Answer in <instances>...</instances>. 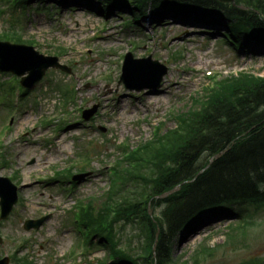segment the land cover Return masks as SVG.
Instances as JSON below:
<instances>
[{"label": "rangeland", "instance_id": "374dc122", "mask_svg": "<svg viewBox=\"0 0 264 264\" xmlns=\"http://www.w3.org/2000/svg\"><path fill=\"white\" fill-rule=\"evenodd\" d=\"M54 1L44 4L54 5ZM87 1L67 0L56 11L47 9L48 14L35 10L40 5L35 0L25 8L0 0L2 39L19 36L24 44L32 40L36 51L56 56L70 69H47L23 95L12 74L0 72V83L5 80L0 86V177H8L18 194L0 223V257L26 255L31 264H101L107 259L106 251L98 244L86 249L81 243L72 209L78 199L107 188V165L118 156V144L126 141L134 146L150 138L157 126L174 127L171 113L188 105L215 78L240 72L264 77V47L256 49L243 41L244 48L235 49L221 35L207 32L222 31L224 26L183 25L167 9L156 19L155 11H149L134 23L127 5L113 6L102 16L96 0ZM127 52L134 58L150 55L166 67L158 88L126 89L119 81ZM96 82L110 86L105 109L96 102L97 94L89 91ZM145 83L139 79L131 84ZM159 88L166 92L150 93ZM118 92L123 93L122 105L115 97ZM91 108L92 114L83 119V111ZM25 117L29 120L24 125ZM71 165L83 169L84 176L76 183L63 177ZM150 211L158 213V209ZM253 213L261 223H253L243 243L238 239L232 245L229 239L239 235V230H228L236 213L214 214L195 224L196 233L182 236L173 246V259L192 264L191 255L205 241L215 248V255L201 264H240L252 257L263 258L264 211ZM47 215L38 229L24 230L25 220ZM124 231L131 239V227L125 226ZM10 264H14L11 259Z\"/></svg>", "mask_w": 264, "mask_h": 264}, {"label": "trees", "instance_id": "16d2710c", "mask_svg": "<svg viewBox=\"0 0 264 264\" xmlns=\"http://www.w3.org/2000/svg\"><path fill=\"white\" fill-rule=\"evenodd\" d=\"M12 1L23 6L29 0ZM97 2L102 13L130 4L135 18L146 10L201 8L223 20L235 45L246 40L264 46V0ZM213 81L190 105L172 113L174 127L159 126L150 138L124 147L99 196L77 200L76 221L86 249L98 244L109 264H187L173 259L180 235L202 215L226 211L235 212L238 222L228 228L239 230V235H229L231 244L246 240L257 223L253 212L264 211V77L240 72ZM71 174L67 170L63 177ZM149 209H158L157 215H150ZM125 226L134 232L131 239ZM214 255L215 248L205 241L191 255V263L201 264ZM21 262L28 264L25 257ZM240 264H264V256Z\"/></svg>", "mask_w": 264, "mask_h": 264}, {"label": "water", "instance_id": "95a60500", "mask_svg": "<svg viewBox=\"0 0 264 264\" xmlns=\"http://www.w3.org/2000/svg\"><path fill=\"white\" fill-rule=\"evenodd\" d=\"M218 1L229 2L232 0ZM48 67H58L66 70L65 67L57 62L56 57L43 56L30 46L0 42V71L11 72L18 76H22L28 71V76L21 79V84L24 87H30L37 82ZM166 70L164 65L152 60L150 56L134 59L131 53H128L124 58L120 81L129 89L156 88L159 86ZM139 79H144L147 83L132 86L131 83ZM91 113L92 111L89 112V114ZM79 178L80 176L74 177V179ZM15 190V186L7 178H0V218H5L10 212L12 205L16 202ZM46 219L47 217L38 220H27L24 223V228H38ZM0 264H8V259L0 260Z\"/></svg>", "mask_w": 264, "mask_h": 264}, {"label": "bare ground", "instance_id": "6f19581e", "mask_svg": "<svg viewBox=\"0 0 264 264\" xmlns=\"http://www.w3.org/2000/svg\"><path fill=\"white\" fill-rule=\"evenodd\" d=\"M86 1V0H84ZM77 2H81V1H77ZM83 3V2H81ZM87 4H91L90 2H85ZM171 13L175 14V15H170L171 18H176L177 21L182 22L181 24L183 25H199V24H204L203 21L198 20L194 15L190 14L189 12H181V11H170ZM151 13V12H150ZM147 14V13H146ZM162 15V13H156V15L154 16V18L156 19V16H160ZM144 17V16H140ZM153 18V22H155ZM164 24V23H163ZM224 27H226L224 25ZM256 49H260L261 47H255ZM82 79V78H80ZM177 85V83L175 84ZM96 89V90H95ZM110 90V86L108 84L104 85L103 87H101L100 85H98V83L96 82L91 89H89V91H91L92 93H96V102L99 103V105L101 107H103L104 109L107 107L108 103H106L109 98L111 97V95H108V91ZM166 90L164 88H159L158 90H156L155 92H150V93H165ZM149 92H146V94H148ZM123 93L122 92H118L116 94V100L119 102L120 105L123 104V99L121 97ZM123 108L125 107L124 105L122 106ZM29 120V117H25L22 121V124H26V122ZM196 231V229H194Z\"/></svg>", "mask_w": 264, "mask_h": 264}]
</instances>
